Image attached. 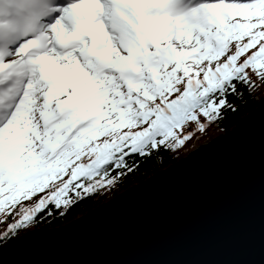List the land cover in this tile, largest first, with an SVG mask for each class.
I'll use <instances>...</instances> for the list:
<instances>
[{
    "label": "snow or ice",
    "instance_id": "1",
    "mask_svg": "<svg viewBox=\"0 0 264 264\" xmlns=\"http://www.w3.org/2000/svg\"><path fill=\"white\" fill-rule=\"evenodd\" d=\"M257 79L264 0H0L2 238L186 148Z\"/></svg>",
    "mask_w": 264,
    "mask_h": 264
},
{
    "label": "water",
    "instance_id": "2",
    "mask_svg": "<svg viewBox=\"0 0 264 264\" xmlns=\"http://www.w3.org/2000/svg\"><path fill=\"white\" fill-rule=\"evenodd\" d=\"M0 264H264V98L95 208L5 242Z\"/></svg>",
    "mask_w": 264,
    "mask_h": 264
},
{
    "label": "trees",
    "instance_id": "3",
    "mask_svg": "<svg viewBox=\"0 0 264 264\" xmlns=\"http://www.w3.org/2000/svg\"><path fill=\"white\" fill-rule=\"evenodd\" d=\"M262 86H264V81H259L257 79L256 87L250 89L246 94L244 93V90H242L241 97L234 101V104L237 107H239V111L228 112L226 114L225 119L211 125V127L208 128L207 132L211 128H214V130L218 131V134L223 132H228L231 129H233L244 116L254 111L258 106V104L262 101L263 95L260 94L259 91L260 87ZM205 133H198L195 137L199 136V134H205ZM183 151L184 150L182 149L177 152L161 153L159 156H156L152 160H149L147 162L138 161V163L141 164L142 166L134 176L130 175L128 179L124 180L122 184L117 188H115L114 190L112 191L106 190L101 192L98 196L95 197V199L80 204L78 207H75L72 210H70V212H68L63 217L60 216H56L55 218L52 216L44 217L43 219H40L39 223L33 224L32 226L27 228L20 229L15 234H10L9 238L7 239L2 238L3 233L7 231L9 227V223H11L12 221L10 220L8 223L0 224V246H2L5 242L10 241L15 237L19 236L27 229L53 228L69 222L70 220L80 216L81 214H84L87 211L95 208L97 205L109 199L110 197L116 195L120 191L127 189L129 186L148 178L152 174L170 166L171 164H174L180 158L181 154H183Z\"/></svg>",
    "mask_w": 264,
    "mask_h": 264
},
{
    "label": "rangeland",
    "instance_id": "4",
    "mask_svg": "<svg viewBox=\"0 0 264 264\" xmlns=\"http://www.w3.org/2000/svg\"><path fill=\"white\" fill-rule=\"evenodd\" d=\"M260 94L263 95V98H264V86L260 87ZM225 133V132H223ZM222 133H219L218 134V131L214 130V128H211L208 132H206L205 134H199V136L195 137L188 145L186 148H184L183 150V154H181L180 158L178 160H180L181 158L187 156L191 151L195 150L197 147H199L200 145L204 144V143H207L209 142L210 140H212L213 138L217 137L218 135H220ZM177 160V161H178ZM122 192V191H120ZM119 192V193H120ZM118 194V193H117ZM116 194V195H117ZM115 196V195H114ZM112 196V197H114ZM110 197V198H112ZM109 198V199H110ZM107 199V200H109ZM105 200V201H107ZM103 201V202H105ZM33 229V228H32ZM36 229V228H34ZM28 230H31V229H27L25 230L24 232L28 231ZM23 232V233H24ZM22 234V233H21Z\"/></svg>",
    "mask_w": 264,
    "mask_h": 264
}]
</instances>
